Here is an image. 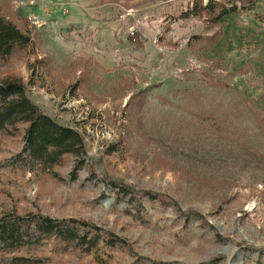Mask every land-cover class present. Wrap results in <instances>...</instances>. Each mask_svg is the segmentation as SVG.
Instances as JSON below:
<instances>
[{
    "label": "rangeland",
    "instance_id": "obj_1",
    "mask_svg": "<svg viewBox=\"0 0 264 264\" xmlns=\"http://www.w3.org/2000/svg\"><path fill=\"white\" fill-rule=\"evenodd\" d=\"M28 1L0 0L32 39L0 79L86 153L0 131V264H264V0Z\"/></svg>",
    "mask_w": 264,
    "mask_h": 264
},
{
    "label": "trees",
    "instance_id": "obj_2",
    "mask_svg": "<svg viewBox=\"0 0 264 264\" xmlns=\"http://www.w3.org/2000/svg\"><path fill=\"white\" fill-rule=\"evenodd\" d=\"M231 10L236 9L222 7L217 16L221 18ZM31 42L29 32L0 12V61L11 56L16 48H26ZM19 124H26L25 144L29 158L40 163H57L66 153H86L85 142L77 129L60 125L49 114L43 113L29 98L26 86L19 77H4L0 79V131L8 127L16 129ZM42 218L44 220L39 227L45 233L50 234L57 228L53 218ZM18 233L14 226H9L5 221L0 224V243H5L8 238L19 241Z\"/></svg>",
    "mask_w": 264,
    "mask_h": 264
},
{
    "label": "crops",
    "instance_id": "obj_3",
    "mask_svg": "<svg viewBox=\"0 0 264 264\" xmlns=\"http://www.w3.org/2000/svg\"><path fill=\"white\" fill-rule=\"evenodd\" d=\"M64 1L70 3L69 6H68L69 12L71 11V14L75 16V17H73V16L72 17H69L70 19H72L71 21H78V20H80L81 17H79L80 15L78 14V9H80V6H78V5L80 4V2L82 0H64ZM31 9H33L34 11H39L38 9H35V8H31ZM51 14H54V13H51ZM59 20H62L63 22H65V21H68L69 19L67 17V20L66 19L63 20V18L62 19H59Z\"/></svg>",
    "mask_w": 264,
    "mask_h": 264
},
{
    "label": "built area",
    "instance_id": "obj_4",
    "mask_svg": "<svg viewBox=\"0 0 264 264\" xmlns=\"http://www.w3.org/2000/svg\"><path fill=\"white\" fill-rule=\"evenodd\" d=\"M28 4L32 7H42L45 4L44 0H29Z\"/></svg>",
    "mask_w": 264,
    "mask_h": 264
}]
</instances>
